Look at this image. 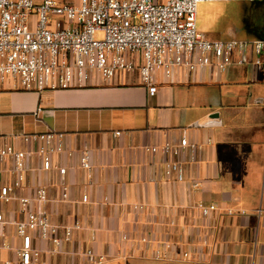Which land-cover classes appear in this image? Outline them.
Returning a JSON list of instances; mask_svg holds the SVG:
<instances>
[{
    "label": "crops",
    "instance_id": "0c3cea01",
    "mask_svg": "<svg viewBox=\"0 0 264 264\" xmlns=\"http://www.w3.org/2000/svg\"><path fill=\"white\" fill-rule=\"evenodd\" d=\"M249 9L255 16L245 38L230 41L264 38V0ZM237 57L221 73H155L154 95L139 74L125 72L108 80L94 72L82 86L43 92L0 84V148L31 153L36 144L24 136L60 134L63 151L52 162L66 172L43 171L30 156L25 182L14 188L12 162L1 158L0 188L11 192L0 212L22 220L19 199L30 198L60 236L64 226L80 225L55 255L50 242L34 240L49 264H99L87 250L100 264H264V58L248 49L238 66ZM85 152L88 171L80 166ZM165 162L182 168V182L164 174ZM38 189L47 193L43 205L35 201ZM210 205L216 210L204 217L199 206ZM5 233L0 264L17 260L12 225Z\"/></svg>",
    "mask_w": 264,
    "mask_h": 264
},
{
    "label": "built area",
    "instance_id": "2783aa9c",
    "mask_svg": "<svg viewBox=\"0 0 264 264\" xmlns=\"http://www.w3.org/2000/svg\"><path fill=\"white\" fill-rule=\"evenodd\" d=\"M231 1L79 0L73 4L59 0H0V84L43 92L82 86L94 72L104 80L125 72L139 74L149 94L154 95L155 73L170 77L178 69L190 72L208 67L225 72L233 64L234 56H238L236 64L243 65L242 55L248 49L264 58V40L211 41L197 31L199 3ZM23 141L36 144L35 151L0 148V159L12 162L14 188L24 184L30 156L39 161L43 171L56 169L61 178L65 177V169L52 162L53 156L63 151L62 135H27ZM179 146H187L186 138L180 140ZM147 150L157 151L155 147ZM169 150V146L163 148V152ZM80 166L90 170L88 152L81 156ZM163 172L166 176L174 175L178 182L184 180V172L177 163L165 162ZM10 192L11 187H1L0 201L7 203ZM35 196L37 204L47 202L44 189H38ZM32 202L30 198L19 199L23 215L19 221L11 222L0 212V238L6 236V227L12 225L19 241L14 248L17 260L3 264H49L42 260L34 240L50 242L55 255L81 228L78 223L64 226L60 236V228L50 222L43 208L33 210ZM82 202H87L86 196ZM199 209L206 217L216 207ZM0 248L7 249V243L2 242ZM84 254L90 263L103 261L102 257L96 261L91 250ZM159 257L156 252V258Z\"/></svg>",
    "mask_w": 264,
    "mask_h": 264
},
{
    "label": "rangeland",
    "instance_id": "374dc122",
    "mask_svg": "<svg viewBox=\"0 0 264 264\" xmlns=\"http://www.w3.org/2000/svg\"><path fill=\"white\" fill-rule=\"evenodd\" d=\"M250 4L248 0L201 2L196 10V29L204 37L213 35L222 41L244 39V27L250 23L249 17L255 16V12H248Z\"/></svg>",
    "mask_w": 264,
    "mask_h": 264
},
{
    "label": "water",
    "instance_id": "95a60500",
    "mask_svg": "<svg viewBox=\"0 0 264 264\" xmlns=\"http://www.w3.org/2000/svg\"><path fill=\"white\" fill-rule=\"evenodd\" d=\"M255 40H264V38H257V39H255ZM245 64V62L243 63V65ZM260 103H262V102H256L255 104H258V105H262V104H260Z\"/></svg>",
    "mask_w": 264,
    "mask_h": 264
}]
</instances>
